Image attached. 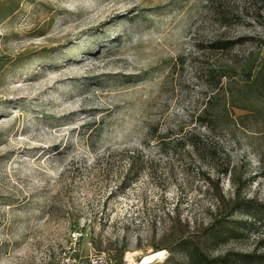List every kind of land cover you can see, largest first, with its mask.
Here are the masks:
<instances>
[{"label":"rangeland","instance_id":"374dc122","mask_svg":"<svg viewBox=\"0 0 264 264\" xmlns=\"http://www.w3.org/2000/svg\"><path fill=\"white\" fill-rule=\"evenodd\" d=\"M220 3L0 0V264L264 252V92L202 62L262 59L264 0ZM223 32L262 44L201 58Z\"/></svg>","mask_w":264,"mask_h":264},{"label":"trees","instance_id":"16d2710c","mask_svg":"<svg viewBox=\"0 0 264 264\" xmlns=\"http://www.w3.org/2000/svg\"><path fill=\"white\" fill-rule=\"evenodd\" d=\"M209 4L214 23L221 29L226 28L230 18L229 9L221 4L220 0H209ZM248 43L262 44V40L252 37L231 38L227 36V32H223L206 46L198 45V48L201 58L206 54L229 56L235 48ZM256 56L255 51L241 58L237 55H230V62L227 65L216 67L202 61L207 67L206 84L212 89L220 90L224 78L232 76L233 74H235V76L239 74L247 79L245 82H247L248 85L258 86L264 92V57L261 59V57ZM207 112L208 109L204 111V113ZM249 208L250 202L243 201L241 203L237 202L234 210H248ZM181 245H187L184 249L187 264H264V252H235L227 253L224 256L216 258H210L196 243L188 245L187 241L182 240Z\"/></svg>","mask_w":264,"mask_h":264},{"label":"built area","instance_id":"2783aa9c","mask_svg":"<svg viewBox=\"0 0 264 264\" xmlns=\"http://www.w3.org/2000/svg\"><path fill=\"white\" fill-rule=\"evenodd\" d=\"M1 71V70H0ZM83 233L81 231H75L71 236V246L68 253H64L60 260H57L55 264H80L79 262V249L78 243L82 238ZM91 264H105V260L101 256H95L91 259Z\"/></svg>","mask_w":264,"mask_h":264},{"label":"bare ground","instance_id":"6f19581e","mask_svg":"<svg viewBox=\"0 0 264 264\" xmlns=\"http://www.w3.org/2000/svg\"><path fill=\"white\" fill-rule=\"evenodd\" d=\"M163 252H156V253H153V254H149L147 256H145L142 260V263L141 264H148V263H152L155 261L156 257L159 255V254H162ZM132 261V260H131ZM133 263V261L131 262Z\"/></svg>","mask_w":264,"mask_h":264}]
</instances>
